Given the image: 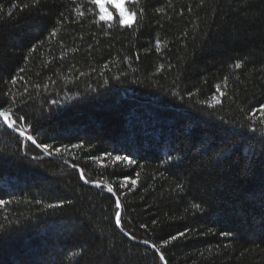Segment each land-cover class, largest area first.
<instances>
[{
  "label": "trees",
  "instance_id": "16d2710c",
  "mask_svg": "<svg viewBox=\"0 0 264 264\" xmlns=\"http://www.w3.org/2000/svg\"><path fill=\"white\" fill-rule=\"evenodd\" d=\"M127 9L0 0V264H264V0Z\"/></svg>",
  "mask_w": 264,
  "mask_h": 264
},
{
  "label": "snow or ice",
  "instance_id": "6c2138e0",
  "mask_svg": "<svg viewBox=\"0 0 264 264\" xmlns=\"http://www.w3.org/2000/svg\"><path fill=\"white\" fill-rule=\"evenodd\" d=\"M94 2L97 3V4H99V7H100V13H101V15L99 16V19H100V20H104V19H105V7H104V3H102L101 0H94ZM112 3L114 4V6H115L117 9H119V15H120L119 23H120L121 25H128V21H129V19H130V18H135V17H136V12H135V11H132V12H130V13L127 12L126 9L124 8L123 4L120 3V2H118V0H112ZM81 15H83V13H81ZM128 26L130 27L131 25H128ZM236 68H240V64H237V65H236ZM12 83L15 84L16 81H12ZM216 103L219 104L220 101L217 99V100H216ZM0 107H3V105H0ZM259 111L261 112L262 115H264V108H261ZM252 115L255 116L256 113L253 112ZM0 117H3L4 120H5V122H9V121H10V123L8 124L9 127H12L13 125H15V124L17 123V120L20 119V117H17L16 119H12L11 116H10V114H9L8 112H6V111H0ZM27 139H28L29 141H31L32 144L36 145L38 148H42V150H43L45 153L51 155L50 148H51L52 146L47 145V144H39V143H37V140L34 139L32 135H28V136H27ZM74 147H80V145H74ZM52 151H55L57 154H59V153L61 152L60 149H54V148L52 149ZM116 159H117V160H121V159H123V160L127 161L129 164L134 163V161L129 160L128 157H116ZM80 176H81L82 179H85V182H86V183L89 182V181L84 177V173H83L82 170H81V172H80ZM133 183H135V181H133ZM107 190H108L109 192H112V191H113V189H112L111 187H108ZM113 194L115 195V193H113ZM3 203H5V202H4V201H0V204H3ZM57 206L62 207L63 205H49V207H57ZM116 206H117V208L120 207L119 200L116 201ZM195 207H199V206H198V205H195ZM115 221H116V224H117V225H120V224H121V219H120V213H119V212H117L116 215H115ZM181 235H183V233H181ZM174 238H175V237H174ZM160 258H161L162 260L164 259L163 256H161Z\"/></svg>",
  "mask_w": 264,
  "mask_h": 264
},
{
  "label": "rangeland",
  "instance_id": "374dc122",
  "mask_svg": "<svg viewBox=\"0 0 264 264\" xmlns=\"http://www.w3.org/2000/svg\"><path fill=\"white\" fill-rule=\"evenodd\" d=\"M133 1H135V0H118V2L123 4V6L127 12H129L127 9V4L129 2H133ZM101 2L104 3V7H105V19H104V21L112 20L114 17V13L118 14V16L120 17L119 9H117L114 6V4L112 3V0H101ZM97 5H98L99 11H100L99 4H97ZM100 15H101V13H100ZM133 22H134V18H130L128 21V25H131Z\"/></svg>",
  "mask_w": 264,
  "mask_h": 264
},
{
  "label": "water",
  "instance_id": "95a60500",
  "mask_svg": "<svg viewBox=\"0 0 264 264\" xmlns=\"http://www.w3.org/2000/svg\"><path fill=\"white\" fill-rule=\"evenodd\" d=\"M3 118V117H2ZM3 121L5 122V120H4V118H3ZM5 124L8 126V123L7 122H5ZM9 127V126H8ZM93 186H95V185H93Z\"/></svg>",
  "mask_w": 264,
  "mask_h": 264
}]
</instances>
